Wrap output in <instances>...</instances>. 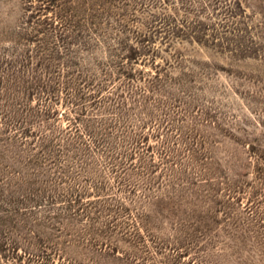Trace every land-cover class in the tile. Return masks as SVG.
I'll return each mask as SVG.
<instances>
[{
    "label": "rangeland",
    "instance_id": "rangeland-1",
    "mask_svg": "<svg viewBox=\"0 0 264 264\" xmlns=\"http://www.w3.org/2000/svg\"><path fill=\"white\" fill-rule=\"evenodd\" d=\"M0 264H264V0H0Z\"/></svg>",
    "mask_w": 264,
    "mask_h": 264
}]
</instances>
